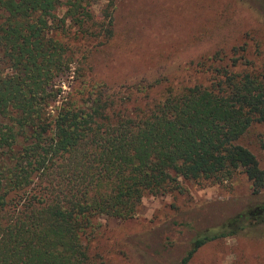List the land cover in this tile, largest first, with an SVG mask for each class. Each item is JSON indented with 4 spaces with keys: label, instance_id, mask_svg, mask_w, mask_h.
Here are the masks:
<instances>
[{
    "label": "trees",
    "instance_id": "16d2710c",
    "mask_svg": "<svg viewBox=\"0 0 264 264\" xmlns=\"http://www.w3.org/2000/svg\"><path fill=\"white\" fill-rule=\"evenodd\" d=\"M114 10L0 0V264H103L89 250L101 217L129 220L147 195L236 175L251 186L244 209L197 232L176 264L228 238L264 240V169L246 143L264 153V65L244 45L192 61V83L173 84L166 64L120 84L86 77L95 64L68 39L108 44Z\"/></svg>",
    "mask_w": 264,
    "mask_h": 264
},
{
    "label": "rangeland",
    "instance_id": "374dc122",
    "mask_svg": "<svg viewBox=\"0 0 264 264\" xmlns=\"http://www.w3.org/2000/svg\"><path fill=\"white\" fill-rule=\"evenodd\" d=\"M114 3L115 34L108 44L99 46L95 38L68 39L77 59L95 64L94 72L82 64L86 77L120 84L153 75L155 66L166 64L165 74L174 78L173 84L189 79L192 83L191 78L197 76L192 61L216 51L230 56L233 47L244 45L246 58L264 65V0ZM104 5L101 1L92 6L95 15ZM55 13L62 18L65 9ZM72 76L64 80L67 91V86L77 84ZM250 141L253 138L246 143L264 169V153L254 149ZM181 186L182 192L145 196L132 219L101 217L89 244L91 254L99 256L103 264H142L146 254L156 256L157 264H176L191 237L244 209L251 195L250 183L243 175L221 184L181 181ZM189 264H264V240L239 237L215 242L202 248Z\"/></svg>",
    "mask_w": 264,
    "mask_h": 264
}]
</instances>
